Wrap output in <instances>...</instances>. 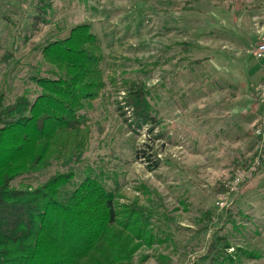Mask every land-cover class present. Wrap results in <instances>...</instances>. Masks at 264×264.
<instances>
[{"label": "rangeland", "instance_id": "obj_1", "mask_svg": "<svg viewBox=\"0 0 264 264\" xmlns=\"http://www.w3.org/2000/svg\"><path fill=\"white\" fill-rule=\"evenodd\" d=\"M36 2L0 0V93L32 96L47 67L37 45L90 25L106 86L69 167L75 181L101 179L118 206L137 205L148 228L129 264H207L216 236L236 264H264V58L249 53L264 43V0H51L32 30ZM129 82L144 86L153 124L134 123ZM67 168L53 163L39 180Z\"/></svg>", "mask_w": 264, "mask_h": 264}, {"label": "trees", "instance_id": "obj_2", "mask_svg": "<svg viewBox=\"0 0 264 264\" xmlns=\"http://www.w3.org/2000/svg\"><path fill=\"white\" fill-rule=\"evenodd\" d=\"M50 2L37 0L32 30L46 22ZM37 48L47 67L31 77L34 96L6 102L0 93V264H129L148 228L137 205L118 206L101 179L75 181L69 167L90 140L84 111L106 86L100 41L81 23ZM123 86L136 126L153 124L142 83ZM53 163L68 168L39 180ZM229 246L216 236L202 259L236 264Z\"/></svg>", "mask_w": 264, "mask_h": 264}, {"label": "built area", "instance_id": "obj_3", "mask_svg": "<svg viewBox=\"0 0 264 264\" xmlns=\"http://www.w3.org/2000/svg\"><path fill=\"white\" fill-rule=\"evenodd\" d=\"M249 53L254 58H264V43L256 45ZM255 93L259 101L260 114L258 115V127L255 133L264 138V79L255 86Z\"/></svg>", "mask_w": 264, "mask_h": 264}, {"label": "crops", "instance_id": "obj_4", "mask_svg": "<svg viewBox=\"0 0 264 264\" xmlns=\"http://www.w3.org/2000/svg\"><path fill=\"white\" fill-rule=\"evenodd\" d=\"M6 56H7L6 53H4V54L1 56V58H5V59H6V58H7ZM9 58H10V57H9ZM259 65H260V66H259L258 69H256V71H257V72L259 71V72L261 73L262 70H263V74H264V64L262 63V64H259ZM260 68H263V69H260ZM256 71H254V74L256 73ZM251 74H252V72L250 73V75H251ZM262 76H263V75H261V77H262ZM235 107H238V106H235ZM238 109H239V108H238ZM235 111L238 112L237 109H235ZM243 111H245V109H242V110H241V112H243Z\"/></svg>", "mask_w": 264, "mask_h": 264}]
</instances>
